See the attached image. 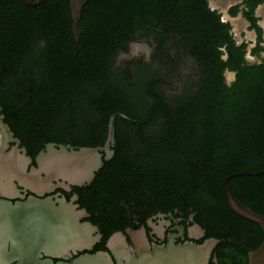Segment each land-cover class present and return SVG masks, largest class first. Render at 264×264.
Wrapping results in <instances>:
<instances>
[{
	"label": "trees",
	"instance_id": "obj_1",
	"mask_svg": "<svg viewBox=\"0 0 264 264\" xmlns=\"http://www.w3.org/2000/svg\"><path fill=\"white\" fill-rule=\"evenodd\" d=\"M81 15L77 43L71 0H0L1 113L23 144L103 146L116 115L114 154L77 187L105 227L177 209L215 234L227 220L245 222L225 200L226 179L264 215V57H249L264 47L254 8L243 12L259 34L251 50L209 0H85ZM152 35L164 76L135 77L117 64Z\"/></svg>",
	"mask_w": 264,
	"mask_h": 264
},
{
	"label": "flooded vegetation",
	"instance_id": "obj_2",
	"mask_svg": "<svg viewBox=\"0 0 264 264\" xmlns=\"http://www.w3.org/2000/svg\"><path fill=\"white\" fill-rule=\"evenodd\" d=\"M224 2L227 17L222 13V19L230 21L241 15L247 29L256 32L258 43L257 29L243 16V12L254 8L257 27L262 31V46L264 15L260 9L264 0ZM236 7L239 12L234 16L232 10ZM214 9L221 11L219 6ZM232 33L236 37L233 23ZM153 38L152 35L131 42L128 52L118 56L117 64L128 67L135 77L148 78L156 73L164 76V67L155 56L157 43ZM122 56L126 57L122 60ZM166 92L183 94L169 89ZM49 143L55 142L46 145ZM46 145L34 152L15 133L11 139L4 137L0 141V264H138L156 251L155 246L202 245L210 239L218 242L205 264H250L251 253L264 241L250 221L227 220V226L211 234L196 221L194 213L185 216L177 209L159 211L144 219L128 218L122 227L115 224L105 227L101 210L93 214L83 204L82 191L77 189L80 186L70 187L68 182L57 181L33 189L28 176L39 169L37 157ZM38 201L42 202L40 206ZM123 241L127 247L119 245Z\"/></svg>",
	"mask_w": 264,
	"mask_h": 264
},
{
	"label": "water",
	"instance_id": "obj_3",
	"mask_svg": "<svg viewBox=\"0 0 264 264\" xmlns=\"http://www.w3.org/2000/svg\"><path fill=\"white\" fill-rule=\"evenodd\" d=\"M20 1L27 6L35 7L40 5L44 0ZM84 4L85 0H71L73 33L77 43L81 34L78 23ZM1 110L2 107L0 106V141L4 137L11 139L14 136V132L4 121V115L1 114ZM115 117L116 115L114 114L110 118L108 138L103 146L75 148L71 145L47 144L45 151H42L37 157L39 169L28 176V182L32 185L33 189H41L57 181L68 182L70 187H81L91 184L97 171L103 166L104 158L110 159L114 154L112 147L115 144ZM38 193L41 194L40 191ZM223 193L229 208L236 215L247 221L256 223L264 229V215L252 210L249 206L235 198L227 187V179L223 183ZM40 203L42 202L38 201L37 205L40 206ZM217 242L218 240L216 239H210L202 245L192 243L175 245L171 243L167 248L155 246L156 251L149 254L147 260L137 263L205 264L212 248ZM119 245L127 247L125 241ZM147 246L149 245L147 244ZM250 264H264V241L257 250L251 253Z\"/></svg>",
	"mask_w": 264,
	"mask_h": 264
},
{
	"label": "rangeland",
	"instance_id": "obj_4",
	"mask_svg": "<svg viewBox=\"0 0 264 264\" xmlns=\"http://www.w3.org/2000/svg\"><path fill=\"white\" fill-rule=\"evenodd\" d=\"M209 2L213 8L214 7L216 8L217 6L221 7V11H223L222 13L223 14L225 13V16H226L227 4H226V2H224V0H209ZM260 13H262L264 15V5L260 9ZM230 22L233 23V26H234L235 31L237 33L236 34L237 40L239 42H242L243 40L247 41L249 43V49L251 50L257 43L256 32L251 31L249 27L247 29V26H246L247 24H246V22L244 23V19L242 18L241 15L237 16L234 19H231ZM262 46H264V44H262ZM125 57L126 56H122V60ZM249 57L251 60H258L260 57H262V58L264 57V52H262L259 57L258 56H252V55H249ZM233 76H234L233 73H229L228 74L229 80H231L233 78Z\"/></svg>",
	"mask_w": 264,
	"mask_h": 264
}]
</instances>
